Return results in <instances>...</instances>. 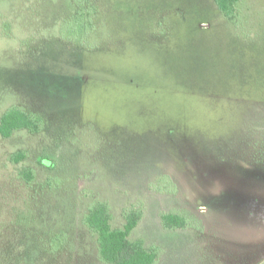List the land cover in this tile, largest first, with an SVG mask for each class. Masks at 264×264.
Returning <instances> with one entry per match:
<instances>
[{
	"label": "rangeland",
	"instance_id": "374dc122",
	"mask_svg": "<svg viewBox=\"0 0 264 264\" xmlns=\"http://www.w3.org/2000/svg\"><path fill=\"white\" fill-rule=\"evenodd\" d=\"M113 1L0 0V119L42 122L0 136V264H104L97 202L159 264H264V0Z\"/></svg>",
	"mask_w": 264,
	"mask_h": 264
},
{
	"label": "trees",
	"instance_id": "16d2710c",
	"mask_svg": "<svg viewBox=\"0 0 264 264\" xmlns=\"http://www.w3.org/2000/svg\"><path fill=\"white\" fill-rule=\"evenodd\" d=\"M104 6L105 12H116L118 7L113 0H97ZM221 14L229 21L235 20L237 5L241 0H213ZM96 15V14H95ZM108 19L109 27H113L117 35L118 27L115 15ZM115 17V18H114ZM42 122L35 115L27 113L19 107L10 108L0 119V136L10 138L15 132L28 130L39 133ZM26 157L25 153H17L12 157L18 163ZM263 169V168H262ZM26 182H33L35 172L26 169L21 172ZM142 211L128 210L123 214L124 225L114 228L111 207L106 202L93 204L84 217V225L96 236L100 260L104 264H159L161 249L157 246L147 248L142 240L131 241L132 232L143 219ZM163 227L167 230H186L191 228L192 219L185 212H168L161 216Z\"/></svg>",
	"mask_w": 264,
	"mask_h": 264
}]
</instances>
